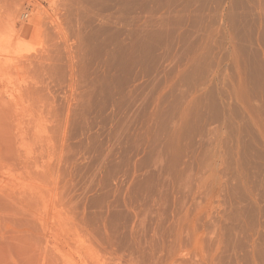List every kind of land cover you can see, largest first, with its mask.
<instances>
[{"label": "rangeland", "instance_id": "1", "mask_svg": "<svg viewBox=\"0 0 264 264\" xmlns=\"http://www.w3.org/2000/svg\"><path fill=\"white\" fill-rule=\"evenodd\" d=\"M0 52V264H264V0H0Z\"/></svg>", "mask_w": 264, "mask_h": 264}, {"label": "bare ground", "instance_id": "2", "mask_svg": "<svg viewBox=\"0 0 264 264\" xmlns=\"http://www.w3.org/2000/svg\"><path fill=\"white\" fill-rule=\"evenodd\" d=\"M26 38H28V37H26ZM29 38L32 39V37H29ZM7 43H8V39L6 38L5 44L8 45L9 43L8 44ZM25 44H26V41L21 40L18 43L14 44L13 47H11L10 45L5 47L3 51L7 52V53H13L14 55L23 56L24 55V51H23L24 48L23 47L25 46ZM0 53H2V52H0ZM97 264H102V262H97Z\"/></svg>", "mask_w": 264, "mask_h": 264}]
</instances>
